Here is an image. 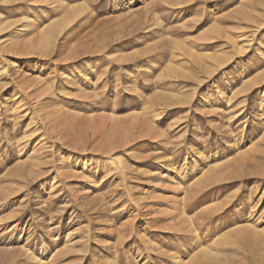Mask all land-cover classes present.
<instances>
[{
	"label": "rangeland",
	"instance_id": "374dc122",
	"mask_svg": "<svg viewBox=\"0 0 264 264\" xmlns=\"http://www.w3.org/2000/svg\"><path fill=\"white\" fill-rule=\"evenodd\" d=\"M0 264H264V0H0Z\"/></svg>",
	"mask_w": 264,
	"mask_h": 264
},
{
	"label": "bare ground",
	"instance_id": "6f19581e",
	"mask_svg": "<svg viewBox=\"0 0 264 264\" xmlns=\"http://www.w3.org/2000/svg\"><path fill=\"white\" fill-rule=\"evenodd\" d=\"M53 5H54V3H53ZM75 17V16H74ZM73 19V18H72ZM71 19V20H72ZM71 22V21H70ZM66 23V22H65ZM29 25H23V26H21V29H18L17 31H15V33H13L11 36H13V39H15L13 42H11V45H9V48H8V50L10 51H12L13 53L15 52V53H18V55L19 54H24V53H27L29 50H32V49H36V50H41V52L42 53H46L45 51H47L50 47H51V43H50V41H48V42H45V40H44V38H41V40L37 43V45H29V44H23L22 42H20L21 40H20V38H21V36L22 35H24V33L25 32H27L29 29ZM4 30V29H3ZM258 30V29H257ZM66 32V31H65ZM54 35V34H53ZM52 35V36H53ZM51 36V37H52ZM55 36V35H54ZM50 37V38H51ZM52 38H54V37H52ZM56 38V37H55ZM53 40V39H52ZM51 40V41H52ZM54 42V41H53ZM7 47H8V45H7ZM52 48V47H51ZM53 49V48H52ZM51 49V50H52ZM10 51V52H11ZM30 53V52H29ZM20 56V55H19ZM212 61L214 62V63H217L218 65H219V59H215V58H212ZM227 63V62H226ZM12 64V63H11ZM216 64V65H217ZM215 65V66H216ZM224 64L222 63L221 64V66H223ZM220 67V66H219ZM31 93V92H30ZM44 93H46V92H44ZM43 95H46V94H43ZM35 96V95H34ZM33 96V97H34ZM36 97H38L37 95H36ZM42 97V96H41ZM30 98H32V97H30ZM34 100L36 99V98H33ZM39 99V98H38ZM37 99V100H38ZM31 100V99H30ZM33 101V100H32ZM16 107H18V106H16ZM19 107H21V105L19 106ZM24 107V106H23ZM17 109H20V108H17ZM21 109H23V108H21ZM23 112V111H22ZM30 112V111H29ZM47 113V112H46ZM53 113V112H52ZM56 113V112H55ZM27 114V113H26ZM54 114V113H53ZM47 114H44L43 116V120H44V124H45V126H46V128L48 129V130H51L52 131V129H55L54 128V126H55V124L57 125V127H58V125H61L60 123H59V120H57L58 118H60L61 117V115H62V112L60 113V112H58L57 111V113L56 114H54L55 115V117H52V119H54V121L53 122H55L54 124H52L53 122L50 120L51 119V115L50 114H48V115H50V116H46ZM57 116V117H56ZM49 117H50V119H49ZM41 118V117H40ZM32 120V119H31ZM38 120V119H37ZM42 120V121H43ZM41 121V120H40ZM52 122V123H51ZM63 122V121H62ZM38 123V122H37ZM37 123H36V126H37ZM43 123V122H42ZM64 123V122H63ZM39 125V124H38ZM41 125V124H40ZM60 127V126H59ZM58 127V128H59ZM63 127V126H62ZM61 127V128H62ZM99 127V126H98ZM36 131H37V128H36ZM51 131H49V132H51ZM54 131V130H53ZM99 131H97L96 133H98ZM34 134H35V132H33ZM55 133H57L56 131H55ZM31 134V133H30ZM37 134V133H36ZM59 134V133H58ZM28 136H30L29 134H28ZM35 136V135H34ZM58 137H59V135H58ZM96 137H98V136H96ZM63 138V137H62ZM68 138V137H67ZM24 139L25 140H28V139H26L25 137H24ZM30 140V139H29ZM28 140V141H29ZM106 140V139H105ZM113 140V139H112ZM108 141V140H107ZM107 141H105V142H102V147L103 148H106L111 142H107ZM38 144V143H37ZM36 144V145H37ZM112 144V143H111ZM115 144V143H114ZM113 145V144H112ZM115 146V145H114ZM113 146V147H114ZM101 147V148H102ZM38 148V147H37ZM99 148H100V146H99ZM111 149H112V147H111ZM82 150H84V149H82ZM86 150V149H85ZM101 149H99V151H100ZM21 151V150H20ZM36 151V150H35ZM35 151H33V152H35ZM104 151V150H103ZM106 151H107V149H106ZM38 152V151H37ZM108 152V151H107ZM103 153V152H102ZM111 153V152H110ZM109 154V153H108ZM36 156V155H35ZM29 157V156H28ZM113 158V157H112ZM75 174V173H74ZM7 200V199H6ZM172 209V208H171ZM166 211H167V208H166ZM166 211H164V209H162V211L160 210V217L161 216H164L165 217V221H168L169 223L171 222H174L173 220H175V219H177L178 217H176V216H178V214H179V212L178 213H176V212H166ZM179 219V218H178ZM179 221V220H178ZM182 222H184V221H182ZM175 224V223H174ZM182 224V223H181ZM184 224V223H183ZM186 224V223H185ZM171 225V224H170Z\"/></svg>",
	"mask_w": 264,
	"mask_h": 264
}]
</instances>
